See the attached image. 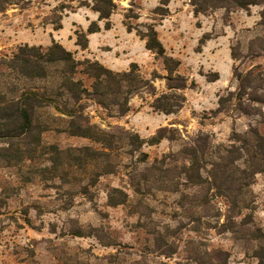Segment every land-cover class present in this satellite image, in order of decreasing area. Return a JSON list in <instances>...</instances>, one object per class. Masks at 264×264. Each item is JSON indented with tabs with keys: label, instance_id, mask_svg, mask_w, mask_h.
I'll return each mask as SVG.
<instances>
[{
	"label": "rangeland",
	"instance_id": "obj_1",
	"mask_svg": "<svg viewBox=\"0 0 264 264\" xmlns=\"http://www.w3.org/2000/svg\"><path fill=\"white\" fill-rule=\"evenodd\" d=\"M64 1L73 9L61 13V28L55 29L52 20L60 13L54 8ZM84 1L92 2L16 0L0 12V58L25 43L47 47L55 40L76 58L95 59L115 71L135 62L144 78L153 72L165 75L161 59L136 33L153 24L167 53L180 60L179 73L191 83L184 90V106L170 115L154 111L153 96L143 91L131 98L130 110L122 117H107L97 104L89 103L86 111L93 123L104 129L119 126L146 139L161 126L177 128L178 139L142 146L151 162L178 152L198 131L209 134L213 146L228 145L234 132L259 122L260 117L215 110L218 97L236 89L235 72L255 68L264 75V41L259 40L264 36L263 5L195 15L190 0H169L167 5L162 0H118L111 28L105 29L97 13L80 3ZM129 8L138 15L129 20L131 31L125 26ZM93 21L100 30L87 33ZM79 32L88 38L85 49L76 44ZM153 83L158 93L165 90L163 79ZM40 112L53 126L61 125L55 111ZM42 140L61 148L96 146L54 129L45 131ZM137 156L121 152L116 171L100 176L90 187L91 199L78 193L79 182L38 177L25 182L24 172L0 165V264H264V172L255 174L245 188L244 208L232 223L224 216V199L205 188L181 186L177 193L155 190L136 195L128 172ZM77 178L87 183L86 175ZM113 187L128 193L126 203L108 204Z\"/></svg>",
	"mask_w": 264,
	"mask_h": 264
},
{
	"label": "trees",
	"instance_id": "obj_2",
	"mask_svg": "<svg viewBox=\"0 0 264 264\" xmlns=\"http://www.w3.org/2000/svg\"><path fill=\"white\" fill-rule=\"evenodd\" d=\"M117 1L80 3L96 12L97 20L104 22L105 29H110V17L118 8ZM168 2L162 0L164 5ZM190 3L195 15L213 9L229 12L261 4L264 20V0H190ZM12 4H16V0H0V12ZM69 8L73 9L66 1L54 8L60 13L52 20L55 29L61 28L60 15ZM161 9L167 12L166 8H156L157 11ZM137 17L132 8L126 11L128 31L133 28L129 20ZM99 30L100 26L93 21L87 33ZM136 33L145 41V48L161 59L165 75L153 72L151 78H144L135 62L127 70L115 71L98 60L76 58L55 40L47 47L25 43L10 56H2L0 165L24 172L25 182L33 181L34 177L42 181L79 182L78 193L91 199L90 187L100 176L116 171L121 152L131 158L138 154L128 172L129 183L136 195L153 194L155 190L177 193L181 186L205 188L207 193L212 191V195L224 199V216L227 222H235L234 217L244 208L245 188L255 174L264 172V75L255 68L235 72L236 89L219 96L215 110L217 113L231 110L260 117L257 124L249 125L242 133L234 132L228 145L213 146L209 134L198 131L178 152L164 154L149 162L148 154L141 151L142 146L158 144L164 138L178 139L177 128L161 126L146 139L119 126L108 125L104 129L93 123L86 111L89 103H95L107 117H122L130 110L131 98L143 91L153 96L150 106L154 111L170 115L184 106V90L191 83L178 71L180 60L167 53L153 24L143 25L142 29H136ZM259 40L264 41V36ZM76 44L82 49L87 48L85 32L77 33ZM156 78L165 81V90L160 93L153 83ZM42 109L55 111L61 125L53 126L50 119H43ZM50 129L88 139L96 146L61 148L56 143L46 144L42 134ZM78 174L86 175V184L83 179L80 182ZM196 198L193 194V200ZM128 199V193L117 187L111 188L107 194L111 206L124 204ZM206 199L204 197L203 202H207ZM221 215V212L216 214L217 218Z\"/></svg>",
	"mask_w": 264,
	"mask_h": 264
},
{
	"label": "crops",
	"instance_id": "obj_3",
	"mask_svg": "<svg viewBox=\"0 0 264 264\" xmlns=\"http://www.w3.org/2000/svg\"><path fill=\"white\" fill-rule=\"evenodd\" d=\"M96 33V32H95Z\"/></svg>",
	"mask_w": 264,
	"mask_h": 264
}]
</instances>
